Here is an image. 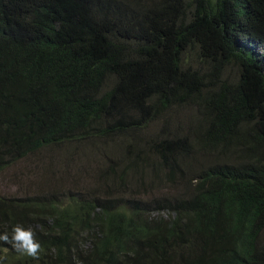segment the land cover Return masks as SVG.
I'll return each instance as SVG.
<instances>
[{"label":"trees","instance_id":"obj_1","mask_svg":"<svg viewBox=\"0 0 264 264\" xmlns=\"http://www.w3.org/2000/svg\"><path fill=\"white\" fill-rule=\"evenodd\" d=\"M0 264H264V0H0Z\"/></svg>","mask_w":264,"mask_h":264},{"label":"rangeland","instance_id":"obj_2","mask_svg":"<svg viewBox=\"0 0 264 264\" xmlns=\"http://www.w3.org/2000/svg\"><path fill=\"white\" fill-rule=\"evenodd\" d=\"M41 157L38 162L35 159L26 160L16 167L8 170L0 176V192L2 194L21 195L35 187L39 179V171L44 167Z\"/></svg>","mask_w":264,"mask_h":264},{"label":"clouds","instance_id":"obj_3","mask_svg":"<svg viewBox=\"0 0 264 264\" xmlns=\"http://www.w3.org/2000/svg\"><path fill=\"white\" fill-rule=\"evenodd\" d=\"M11 241L7 234L0 235V241L11 243L15 250L21 255L31 257L33 260H39L42 252L41 245L36 241L33 231L17 226L12 230Z\"/></svg>","mask_w":264,"mask_h":264}]
</instances>
